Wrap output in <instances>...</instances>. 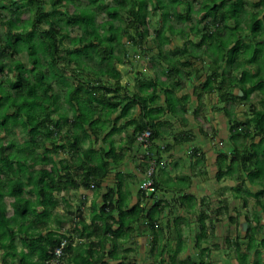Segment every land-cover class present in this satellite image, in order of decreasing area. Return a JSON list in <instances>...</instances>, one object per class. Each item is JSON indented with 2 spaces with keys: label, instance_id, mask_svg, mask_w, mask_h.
Segmentation results:
<instances>
[{
  "label": "rangeland",
  "instance_id": "374dc122",
  "mask_svg": "<svg viewBox=\"0 0 264 264\" xmlns=\"http://www.w3.org/2000/svg\"><path fill=\"white\" fill-rule=\"evenodd\" d=\"M162 1L165 7L155 11L153 9V0H97L95 4L90 3V0H67V3L57 0H0V60L4 66L9 65L11 61L17 60L23 64L24 69H31L27 62L28 57L22 40L31 32L32 23L37 19L38 12L41 11L43 14L41 22L44 28L53 24L60 29L62 35L61 38L59 37L60 42H62L61 51L63 56L60 69H52L50 71L46 67L48 57L45 54L38 55L42 60L41 68L46 76L45 81L53 88V95L56 100L57 108L52 111L51 120L56 117L54 114L56 112H58V116L67 115L68 118H71L72 111L67 107L64 95L67 88L73 85V81L70 79L71 70L78 68L81 63L86 66L83 71L87 70L88 72H85L87 74L86 77L83 72L79 71L78 73L83 76L85 82L94 84L97 87H112L114 84L110 78L98 77V72L105 70H116L119 72L120 85L123 91L128 93L129 98L138 96L140 94L139 89L143 91L146 82H163L165 88H170L171 82L175 81L177 88L170 90L173 92L174 99L179 98L182 105L186 106L185 112L176 107L175 114H170L166 108L165 95L160 90L155 102L149 105L154 114L159 107L163 111L159 116L160 122L156 129L158 135H160L157 140H164L163 142H158V144H173L177 148L173 158L174 161L177 159L179 162L174 167V171L178 174L175 178H172L168 169L165 171L161 170V163L159 164L158 162L154 179L156 188H159L160 184L163 186L164 190H162L168 192L163 193L169 200L167 203L173 202L175 205H171L169 207L170 210H164L161 216L158 217L157 226L161 228V235L158 234L157 240L152 241L155 231L150 229L149 240H145L143 237L144 249L140 250L138 248V251H136L135 247L137 248V246H131L135 243L134 241L131 243V239L134 236L133 230L136 228V223L131 224L128 231H121L117 236H114L115 238L107 237V240L113 241L112 243L110 241V247L115 248L116 254L122 257L125 264H136V262L138 264H159L160 258H157L154 254L156 250L158 252L163 248L166 250L162 255L164 264H238L237 246L240 252H246L247 238L245 235L249 229L254 232L256 248L260 249L258 242L264 238V213L258 203L259 200V202L264 204V196L259 197V199L252 196V194L261 190L262 186L249 183L246 180L245 171H231L230 174H226L220 181H217L214 177L217 170L215 158L217 152L227 154L231 147V142L228 140V123L225 113L227 112L231 120L244 121L248 119L251 114L249 111L251 108L262 109L264 91L261 90L263 94L255 92L247 100H242V93L239 88L234 87L235 85L228 87L230 84L226 81L221 88L223 90L230 89V93L235 96V99L229 103L221 104L218 101L219 91L217 92L216 90H214L212 95L200 93L196 96L193 94V87L198 90L197 86L210 75L209 68L215 58L206 46H197L202 31H207L205 26L208 20L202 19V8L208 1L186 0L191 5L190 17L187 21L175 16V12L184 13L187 10L185 4L178 6L173 4L172 0ZM140 2H142L143 7L140 14H144L145 23H137L138 29L134 31L131 25L133 16L129 12L131 9L133 11L137 10L141 6ZM242 2L244 9L239 17L240 23L237 37L239 36L241 40L245 41L246 39L251 40L246 27L250 17L249 14L258 13V17L261 19L264 16V7L259 4L258 0H242ZM98 6L100 7L98 8ZM108 8H115L118 13V19L112 21V31L119 29L124 34L119 40L112 39L113 41H111L113 58L101 63L93 54H91L89 60L80 61L79 57H72L69 54V50L73 48L72 42L81 36L87 38L91 29L85 32L81 27L70 24L68 17L83 10L93 12L94 27L101 34L103 31L100 30V24L106 20L105 10ZM209 27L210 30H214L213 27ZM233 27L232 21L226 25H219L220 38L223 40L230 38ZM110 33L112 34V32ZM36 35L39 36L40 34L37 33ZM8 36L19 38L16 51H10L5 48ZM105 36H110V34L106 33ZM129 36H131V39ZM165 40H169L170 44L168 47L161 49L165 50L164 52H167L172 59L180 61V64L176 65L179 66L178 72H180V75L172 76L171 79L170 74L165 72L167 63L155 58L157 52L156 44ZM136 43L138 44L136 45ZM244 43L247 46L249 42ZM249 49L251 50V46ZM239 57L233 65H223L220 62L223 68L219 73L225 77L234 78L232 79L235 80L234 83H238V78L243 70L253 72L256 66L261 68L260 74L264 75V55H260L255 64H248V55L245 51ZM119 61H121L120 64L117 63ZM182 64L185 65L182 66ZM15 75L16 73L7 77L3 71L0 73V85H5V80L8 78L15 79ZM220 80L221 78L218 79V81ZM5 88L9 89L8 86H5ZM123 91L119 93V95L121 94L120 96L123 95ZM210 109L213 111V115ZM129 112L130 117L125 118H134V120L139 118L140 111H138L137 107L130 108ZM101 118H104L103 114H101ZM131 122L130 125L133 126ZM184 128L188 129L184 131ZM187 131H189L188 135L191 134L196 137L198 134L201 138H198L197 135L196 140L187 144H181V146L174 144L173 137L176 134ZM161 136L163 137L162 139ZM124 138L122 137V139ZM26 140V133L22 131L19 125L7 123L4 127L0 126V142L10 146L11 152L17 157L30 156L32 153L33 155L43 154L45 150H49L52 146L49 139L43 136L36 137L37 142L41 144L36 148L25 146ZM126 140L128 139L126 138ZM87 141L88 139H84L82 142L80 140L83 149L87 148ZM256 141L257 139L254 140V142ZM61 142H65V138ZM99 145L98 142L94 148L97 149ZM132 147H134L132 151L134 153L135 166L140 169V165L143 171L144 169L138 161L140 160L142 149L137 148L135 144ZM199 155L203 156V160L199 161ZM47 156L53 160L57 167L60 163L64 166L65 162L68 163V159L74 162L77 160L75 154H67L62 150ZM95 161H98V157ZM190 165L193 167H190ZM36 168L39 169L41 166L37 165ZM69 169H71V166ZM180 170L186 173L190 172V175L195 178L192 188H190L189 182H183L185 179ZM158 172L161 174L160 183L158 181ZM71 173L75 174V171H71ZM144 174L142 175L143 177ZM60 177L63 178V174H60ZM120 180L122 179L120 178ZM133 180L135 184H138L142 179L136 180L133 178ZM182 190L186 192L192 190L191 192L200 201L190 216H186L180 209L179 203L182 197L180 193ZM75 194V197L71 195L64 198L63 192L53 191L50 195L57 202L55 211H51L49 216L47 211L46 214L39 216V220H47L48 218L49 231L57 230L55 234L64 237L62 243L71 245L72 249L68 254H72L74 248L86 242V240L81 243L77 241L72 225L74 222H79L80 219L83 220L82 216L87 211L83 213L81 206L76 208L75 206L78 203L73 206L66 203V200H68V203L74 202L73 199L79 198L82 192L79 190ZM187 195L190 194L187 193ZM127 196V192L119 194V198H121V200L119 199L120 207L123 209L125 208ZM32 198H34V195ZM152 200L149 206L154 204V201L163 206V199L158 201L154 195ZM5 203L9 210L8 198H5ZM200 217L205 219V228L203 229L204 235L197 239L201 231ZM84 218L87 219V217ZM114 228H117V224L112 227V229ZM40 231L45 234L46 229H41ZM60 233H64V235ZM67 234L69 237L66 236ZM133 239L135 240V238ZM106 243L107 241L102 244L103 247ZM125 243L127 244L123 246ZM148 244L149 252L144 254ZM15 245L17 249L21 248L18 240L15 241ZM253 252V250H250L249 254L252 255ZM76 254L79 255L78 259L81 261V252L77 251ZM66 258L67 256H63L60 264H68ZM103 261L109 262V264L115 263L114 260L108 257H104ZM0 264H19V262L9 257L4 258L3 250L0 248Z\"/></svg>",
  "mask_w": 264,
  "mask_h": 264
},
{
  "label": "trees",
  "instance_id": "16d2710c",
  "mask_svg": "<svg viewBox=\"0 0 264 264\" xmlns=\"http://www.w3.org/2000/svg\"><path fill=\"white\" fill-rule=\"evenodd\" d=\"M57 1L67 3V0ZM96 1L90 0V3L95 4ZM207 1V4H204L202 8V19L208 20L205 26L207 31H202L197 46H206L215 58L209 68L210 75L197 86L198 90L196 87H193V94L196 96L200 93L212 95L214 90H216L217 92L219 91L218 101L221 104L229 103L235 99V96L230 93V89L223 90L221 88L226 81L230 84L229 86L227 85L228 87L235 85L234 87L239 88L242 93V100H247L255 92L263 94L264 75L260 74V67L256 66L253 72L243 70L238 78V83H234L235 80H232L234 78L225 77L219 71L223 68L222 64L233 65L240 58L239 56H241L243 51L248 55V64H255L257 58L260 55H264V16L259 19L258 13L249 14L250 17L246 27L251 40L246 39L243 41L239 36L237 37L240 23L239 17L244 9L242 0ZM153 2V9L155 11L165 7L162 0H153ZM172 2L178 6L185 4L187 10L184 13L175 12V16L183 21H187L190 17V3L186 0H172ZM258 2L264 7V0H258ZM140 3L141 6L137 10L133 11L131 9L129 12L133 16L131 25L134 31L138 29L137 23H145L144 14H140L143 8L142 2ZM119 5L121 4L119 3ZM105 14L106 20L100 24V30L103 31L101 34L94 27L93 12L83 10L73 13L68 17L70 24L81 27L85 32L91 29L87 38L81 36L72 42L73 48L69 50V54L72 57L77 56L80 58V61L89 60L91 54H93L101 63L113 58L111 41H113L112 39L119 40L124 34L119 29L114 30V32L112 31V21L118 19L116 9L108 8L105 10ZM42 17L43 14L39 11L37 19L32 23L31 32L22 40L28 57L27 62L31 66V69H24L23 64L17 60L11 61L7 66H4L0 60V73L4 71L7 77L16 73L15 79L8 78L5 80V85H0V126L4 127L7 123L19 125L22 131L26 133L27 140L25 141V146L27 147L33 146L36 148L41 145L36 140L37 136L49 139L52 145L43 154L33 155L32 153L30 156L17 157L11 152L10 146L0 142V248L3 250L4 258L9 257L10 259L18 260L19 264H53V250L62 243L64 237L57 236L55 234L57 230L49 231L48 218L47 220H39L40 215L46 214L47 211L49 216V213L51 211L54 212L57 207V202L53 200L50 194L53 191L64 192L81 187L92 189L109 172L110 168L106 161L107 159H111L114 163L122 160V156L116 154L113 148H111L107 152L102 153L103 158L99 163L94 164L90 158H93L95 153L90 149L83 150L80 140L82 142L84 138L90 137L91 134L97 138L98 132H95L97 128L95 121L97 118L94 119L95 117L101 119V114H103V123L99 125L102 128L107 121L105 117L116 113L119 108L120 113L116 119L126 117L129 114V109L132 107L139 108V118L132 120V132L128 135L127 142L133 145L134 138L138 133L150 130L151 147L149 150L158 163L160 158L154 152L152 146L158 133L156 129L157 120L163 111L159 107L154 114L149 105L155 102L160 90L165 95L166 108L170 114H175L176 107L179 104H181V108L179 109L182 112H185L186 107L182 105L179 99H174L173 92L170 90L177 88L175 81L171 82L170 88H165L163 82H149L147 83L149 84L148 86L147 84L144 86V89L145 87H147L148 91L150 89L148 96L129 98L128 93L123 91L120 85L119 72L116 70L98 72V77L104 76L108 79L110 78L114 84L112 87H97L94 84L85 82L83 76L78 73L81 71L86 77L87 74L85 72H88L87 70L83 71L86 66L81 63L78 68L71 70L70 79L73 81V85L67 88L64 95L67 107L72 111L71 118H68L67 115L58 116V112H56L54 113L56 117L54 120H51L50 115L57 108L56 100L53 95V88L45 81L46 76L41 68L42 60L38 55L45 54L48 57L46 67L50 71L52 69H60V64L63 61L62 42H60L62 35L60 29L56 28L53 24L44 28L41 22ZM231 21L234 25L231 30L232 35L227 40H223L220 38V28L218 26L226 25ZM209 26L213 27L214 30H210ZM37 33L40 35L37 36ZM106 33H109L110 36L106 37ZM129 37L131 39V36ZM7 40L5 48L10 51H16L19 38L8 36ZM244 42L249 43L245 46ZM131 43L134 44L135 42ZM169 44V40L157 43L155 58L167 63L165 72L166 74H170L171 79L172 76L180 75V72H178L179 66H176L180 64V61L172 59L167 52H164L165 50H162L168 47ZM250 46L251 50L249 49ZM120 62L117 63L120 64ZM184 65L182 64V66ZM220 78L221 80L218 81ZM89 85L91 86L89 87ZM5 86H8L9 89L7 90ZM122 91L123 95L120 96L121 94L119 95V93ZM262 104V109L251 108L249 110L251 113L250 117L244 121L231 120L227 112L225 113L228 123V140L231 142V147L227 154L219 153L215 159L217 170L214 177L217 181H220L226 174H230L231 171H245L246 180L249 183L262 186L261 190L252 194L256 199L264 196V99ZM146 118H149V121H144ZM64 138L65 142L62 143L61 140ZM255 139H257L256 142H254ZM59 150L77 156V160L75 162L72 161V166L65 162L64 166L60 163L57 167L53 160L47 156L57 153ZM201 160H203V156L200 157ZM140 164L143 169L147 166V162ZM37 165H40L41 168L37 169ZM70 166L71 169H69ZM71 171L79 172L77 176L79 178H76ZM60 174H63L64 179L60 177ZM154 187L157 190L156 182L154 183ZM120 188L121 183L117 181L116 191L112 192L108 190L102 198L103 204L98 209L102 222L101 227L94 226V228L90 229V226L84 224V221L81 219L79 222L73 223L72 228L78 239L86 238L89 240L95 237L97 238V243L90 242L87 245H78L76 247H85L83 249L85 254L81 256V261L78 259L79 255L73 251L74 249L72 250V254H68L72 248L70 244H67L64 248L63 256H67L66 260L68 264H107L103 261L104 257L114 260L116 262L114 264H125L122 261V257L116 254L114 247L111 246L112 248L110 247V251L106 254L96 252L94 248L96 245L103 246L102 244L107 240L105 237L107 234L117 236L121 231H128L130 225L136 223L137 217L142 214H145L144 219L148 221L149 229L155 231L152 241L157 240L158 234L161 235V228H158L157 222L158 217L166 210L165 206H160L155 201L156 203L154 202L155 204L151 206L148 204L142 206L135 205L129 209L121 210L118 207L119 200L113 203V196L115 193L119 194ZM33 195L34 198H32ZM152 195L153 197L154 195L156 196V194ZM5 198H8L9 210L5 203ZM191 198L193 199L191 195H183L179 204L191 203ZM163 203L168 205L166 200ZM258 203L264 213V204L259 202V200ZM112 211L117 212L116 217L111 215ZM199 223L201 231L197 239H200L204 235V217L199 218ZM116 224L117 228L112 229ZM80 226L81 228L79 229L78 227ZM41 229H46L45 234L41 233ZM66 236L69 237L68 234ZM245 237L247 238L246 252H240L237 246L238 264H264V238L258 242L260 247L258 249L256 248V240L252 229H249ZM17 240L20 243V249H17L15 245V241ZM110 241L111 243L113 242L112 240ZM99 249L102 250L103 248L99 247ZM250 250L254 251L252 255L249 254ZM164 251H166L165 248L158 252L157 250L155 251L154 255L160 258L159 264H164L162 259ZM61 259L59 258L55 264H60Z\"/></svg>",
  "mask_w": 264,
  "mask_h": 264
},
{
  "label": "crops",
  "instance_id": "0c3cea01",
  "mask_svg": "<svg viewBox=\"0 0 264 264\" xmlns=\"http://www.w3.org/2000/svg\"><path fill=\"white\" fill-rule=\"evenodd\" d=\"M147 83H149V82H146V84ZM148 85L149 84H147V86ZM146 88L147 87H145V89L143 91H141L139 89L140 94L138 96H142V97L145 95L148 96L149 91ZM177 107L181 108V104H179V106H177ZM137 109L139 111V108H137ZM210 111L212 112V115H213V111L211 109H210ZM119 113H120V108L118 109V111L116 113H114L108 117H105V120H107V121H106L105 126L102 128L99 125L103 123L104 118H101V119L98 117L94 118V119L97 118V120L95 121V124H97L96 125L97 128L95 129V132H98L97 138H95L92 134L90 137L84 138V139H88V141H87L88 145H87V148L83 149V150L90 149L95 153L93 155L94 157L90 158L91 160H93L94 164L99 163L100 160L103 158L102 153L107 152V150H109L111 148H113V150L116 154H120L122 156V160L118 161L117 163H114L111 159L106 160L104 158V160H106L108 162L110 170L107 173V175L100 181V183L95 185L94 188L85 189V188L81 187V188L76 189V190H70V191H64L63 192L64 198H66L67 196H71V195H74V197H75L76 196L75 193L79 190L82 192V194H80L79 198L77 197L76 199H73L74 202L68 203V200H66V203L69 204L70 206H73V205L78 203V205L75 206L76 208L81 206L83 213L87 211L85 214H83L82 217H83L84 224L89 225L91 229L94 228V226H99V227L102 226L100 215L98 214V209L102 206V204H103L102 198L108 192V190H110L112 192L116 191L117 181H120V183H121V188H120L119 194L120 193H126V192L128 194L124 209H126V208L129 209L135 205L142 206V205L148 203V202H145L141 199V194H140V183L141 182L138 184H135V181L133 180V178H135L136 180L142 179L143 178V176H142L143 171L141 170L140 166H139L140 169L137 168V166H135L136 165L134 162L135 158L133 156L134 153L132 151V149H134V147H132L133 145L128 143L126 140L128 135H130L132 132L133 126L130 125V121L134 120V118L133 119H127L125 117H120V118L116 119L118 117ZM126 117H130V112ZM159 119L157 120L158 123L156 122L157 123L156 127L158 126V124L160 122ZM144 121H149V118L144 119ZM208 121H209V118H208ZM185 129H188V128H184V131H185ZM188 133H189V131L176 134L173 137L174 144L181 146V144H185V143L187 144L189 142L196 140L198 134L196 135V137H193V135H191V134L188 135ZM122 137L123 138L125 137V138L122 139ZM158 138H160V135H158V133H157V135L153 141L152 147H153L154 152L157 153L159 158H160V160H159V164L161 163L160 168L163 171L168 169V171L171 174V177L175 178V176L178 173H176L174 171V167H175V164H177L179 162L177 159H175L176 161H174L173 156H174V152H177V148H175L173 146V144H165V145L158 144V142H163V140H164L163 139V140L158 141L157 140ZM162 138L163 137L161 136V139ZM198 138H201V136L198 135ZM98 142L100 145L96 149V148H94V146ZM189 145H187V146H189ZM173 150H175V151H173ZM218 154L219 153L217 152L216 157ZM201 156L202 155H199V157H198L199 161H200ZM97 157H98V161H95V159ZM83 159H84V156H83ZM68 163L71 164V166L73 165V162L70 161L69 159H68ZM190 167H193V166L190 165ZM182 171L183 170H180V173L183 174L184 179H185V180H183V182H185V183L189 182L190 188H192L191 186L194 184L193 181H195V178L190 175V172L186 173L185 171H183V172ZM76 174H79V172H77V173L75 172L74 175L76 176ZM158 175H159L158 181L160 183L161 174L158 172ZM76 178H78V177L76 176ZM120 178L122 180H120ZM91 181H92V183H94L93 180H91ZM140 181H142V180H140ZM162 189H163V186L159 184V188H157L158 191L156 192L157 193L156 197L158 198L159 201H161L162 199H163V201H165V200L169 201V200H167L166 195H163V193H168V192H165V191H163L164 189L163 190ZM191 191L192 190H190L189 192H186V191L182 190L180 193L181 196L187 195V193H189L193 197V199L191 198V203L186 202L182 205L179 204L181 207L180 208L181 211L183 213H185L186 216H190L195 211L194 209L196 208V206L200 202L199 199L197 198V196L195 194H193ZM119 194L118 195L116 193L114 194L113 203H116L119 199L121 200V198H119ZM86 195H88V196H86ZM190 195H188V196H190ZM128 198H129V200H128ZM118 205H119L118 207L121 210H124L123 208L120 207V202ZM148 205H149V203H148ZM163 205L165 206L166 210H170L169 207L171 205H175V203L169 202L168 205H165L164 203H163ZM78 210H79V208H78ZM111 215L113 217H116L117 212L112 211ZM144 216H145V214H142V215H139L137 217L138 220L136 221V228H135V230H133V233H134L133 238H135V240H138V241H135L132 238L131 243L133 241L135 243L131 246L135 247V245H136L137 246V248L135 247L136 251H138V248L140 250H142V248L144 249V242L142 243L143 237L145 238V240H147V239L149 240L148 221L146 219H144ZM84 217H87V219ZM78 228L80 229L81 226ZM105 237L106 238L109 237L111 239L115 238L113 235H109V234H107ZM153 237L154 236H152V238ZM78 240H79L78 242H83L86 240L89 243L90 242L97 243V238H95V237H92L89 240H87L86 238H82V239H78ZM106 241H107V243L104 245V247L101 245H96L94 248L95 251L96 252H102L103 254L108 253L110 251V240H106ZM126 244L127 243L123 244V246H125ZM99 247H101L103 249L100 250ZM84 248L85 247L74 248L73 251L74 252L79 251L83 255V254H85L83 251ZM126 248H124V249H126ZM148 252H149V244L146 247L144 254H148ZM117 260L121 261L120 259H117ZM106 263L109 264V262H106ZM136 264H138V263L136 262Z\"/></svg>",
  "mask_w": 264,
  "mask_h": 264
},
{
  "label": "built area",
  "instance_id": "2783aa9c",
  "mask_svg": "<svg viewBox=\"0 0 264 264\" xmlns=\"http://www.w3.org/2000/svg\"><path fill=\"white\" fill-rule=\"evenodd\" d=\"M151 131L144 130L141 133H138L134 138V144L142 149L139 163L147 162L145 166V174L140 184V192L142 194L143 201L147 202L155 194L156 190L154 187V179L157 171V162L155 161L154 155L151 153L149 148L151 147ZM64 244L62 243L59 248L55 249L53 252L52 260L53 264L58 262V259L61 256L62 248Z\"/></svg>",
  "mask_w": 264,
  "mask_h": 264
},
{
  "label": "clouds",
  "instance_id": "9594fccd",
  "mask_svg": "<svg viewBox=\"0 0 264 264\" xmlns=\"http://www.w3.org/2000/svg\"><path fill=\"white\" fill-rule=\"evenodd\" d=\"M143 179V178H142ZM141 184V183H140ZM156 190V189H155ZM140 194H141V192H140ZM155 194H156V192H155ZM152 198H154L153 196L149 199V201H147L148 203H151L153 200H152ZM141 199H142V194H141ZM143 200V199H142ZM155 202V201H154ZM148 203H146V204H148ZM60 234H64V233H60ZM76 237V236H75ZM77 238V237H76ZM75 239V238H74ZM77 241H79L78 240V238H77ZM81 243V242H80ZM89 242L88 241H86L84 244H80V245H87ZM60 245H61V243L59 244V246L58 247H56L55 249H57V248H59L60 247ZM66 243L64 244V246H63V248H62V253H61V256H60V259L63 257V252H64V248L66 247ZM54 249V250H55ZM54 250H53V252H54Z\"/></svg>",
  "mask_w": 264,
  "mask_h": 264
},
{
  "label": "bare ground",
  "instance_id": "6f19581e",
  "mask_svg": "<svg viewBox=\"0 0 264 264\" xmlns=\"http://www.w3.org/2000/svg\"><path fill=\"white\" fill-rule=\"evenodd\" d=\"M62 244V243H61ZM64 244V243H63Z\"/></svg>",
  "mask_w": 264,
  "mask_h": 264
}]
</instances>
